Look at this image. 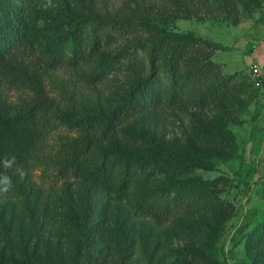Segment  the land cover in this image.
Masks as SVG:
<instances>
[{
	"label": "rangeland",
	"instance_id": "374dc122",
	"mask_svg": "<svg viewBox=\"0 0 264 264\" xmlns=\"http://www.w3.org/2000/svg\"><path fill=\"white\" fill-rule=\"evenodd\" d=\"M67 13L82 19H142L205 40L182 57L178 76L185 82V95L170 102V77L158 73L153 88L159 105L125 124L120 137L106 148L125 155L161 146L194 149L210 158L214 169L197 168L192 174L211 181L226 178L211 188L229 209L218 211L205 200L195 212L157 225L151 216L133 218L126 205L107 202L84 183L69 186L55 171L47 175L36 167V180L56 192L41 204L24 197L0 201V254H27L37 260L57 252L67 258L82 221L95 233L94 241L84 247L82 264H207L182 251L207 245H215L220 260L243 264L248 260L247 235L264 221V84H257L264 79V0H38L32 25L36 48L30 55L42 53L51 26H59L57 36L63 32ZM92 28L89 23L84 27L80 65L62 63L45 82L59 105L72 106L81 115L108 111L124 101L131 86L150 70L148 54L139 48L133 51V61L116 71L101 73V60L158 35L136 27L109 43L101 37L102 45L95 49ZM109 32L110 24L104 28ZM174 44L160 52V60ZM254 64L259 76L251 69ZM211 88L218 89L219 96L203 101ZM3 89L11 102L18 101L19 91ZM67 131L61 126L51 142ZM219 132L233 136L225 140ZM183 175L180 169L156 173L140 179L135 193Z\"/></svg>",
	"mask_w": 264,
	"mask_h": 264
},
{
	"label": "trees",
	"instance_id": "16d2710c",
	"mask_svg": "<svg viewBox=\"0 0 264 264\" xmlns=\"http://www.w3.org/2000/svg\"><path fill=\"white\" fill-rule=\"evenodd\" d=\"M37 11L38 0H8L7 3L0 0V173H6L13 181L8 192H0V201L4 197H24L41 204L49 199L56 188L45 187L34 175V169L42 167L44 174L55 171L69 186L75 182L84 183L107 202L126 205L133 218L151 216L157 225H163L181 213L195 212L205 200L218 211H227L229 205L216 199L211 188L226 178L219 176L211 181L192 174L197 168L214 169L212 160L194 149L161 146L125 155L122 151L106 148L109 142L120 137L125 124L159 105V94L153 88L158 73L164 72L170 77V102H178L185 95V82L178 76L182 57L187 50L205 40L142 19L126 16L112 20L82 19L67 13L61 24L63 32L57 36L55 29L59 26H51V38L42 53L30 55L36 48L32 25ZM86 23L93 27L95 49L101 47V37L104 43H109L118 33L124 34L136 27H144L158 35L147 43L139 42L133 49L123 48L101 60V73L116 71L128 66L133 61V51L139 48L148 54L150 70L131 86L124 101L108 111L81 115L72 106L59 105L48 92L45 82L51 70L62 63L80 65L79 43ZM109 24L111 32L104 33ZM171 42L175 44L160 60V52ZM263 84L264 79H261V86ZM4 86L19 91L17 102L9 100ZM219 93L218 89L211 88L202 100L216 99ZM61 126L68 131L59 133L51 142L53 132ZM217 135L225 140L233 136L231 132ZM12 155L16 156L13 168L5 169L2 160ZM17 165L23 167V180L15 174ZM173 169L183 170L184 175L167 177L155 189L135 193L140 179L149 180L156 173ZM94 234V229L81 221L68 250L69 257L63 258L55 252L34 260L27 254L16 258L0 254V264H82L84 247L94 241ZM182 251L207 264H228L226 260H220L215 245ZM246 254L248 260L243 264H264V221L247 235Z\"/></svg>",
	"mask_w": 264,
	"mask_h": 264
},
{
	"label": "clouds",
	"instance_id": "9594fccd",
	"mask_svg": "<svg viewBox=\"0 0 264 264\" xmlns=\"http://www.w3.org/2000/svg\"><path fill=\"white\" fill-rule=\"evenodd\" d=\"M15 161H16V156L12 155L10 158L8 156H5L2 160L3 167L5 169H11L13 168ZM15 174L19 175L21 180L25 178V173L22 165H17L15 167ZM0 176L3 177V180L0 181V184L3 185V187L0 188V192H8L13 187V181L11 177L6 173H0Z\"/></svg>",
	"mask_w": 264,
	"mask_h": 264
},
{
	"label": "built area",
	"instance_id": "2783aa9c",
	"mask_svg": "<svg viewBox=\"0 0 264 264\" xmlns=\"http://www.w3.org/2000/svg\"><path fill=\"white\" fill-rule=\"evenodd\" d=\"M251 69H252V71L254 72L255 75H258L259 76V68H258V65L257 64H254ZM257 84L259 86H261V80L260 81H257Z\"/></svg>",
	"mask_w": 264,
	"mask_h": 264
}]
</instances>
